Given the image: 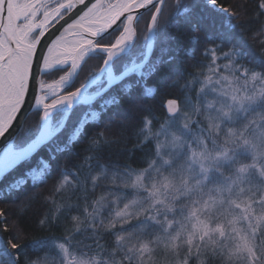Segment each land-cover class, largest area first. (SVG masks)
<instances>
[{
    "label": "snow or ice",
    "instance_id": "6c2138e0",
    "mask_svg": "<svg viewBox=\"0 0 264 264\" xmlns=\"http://www.w3.org/2000/svg\"><path fill=\"white\" fill-rule=\"evenodd\" d=\"M0 138V264H264V0H0Z\"/></svg>",
    "mask_w": 264,
    "mask_h": 264
},
{
    "label": "trees",
    "instance_id": "16d2710c",
    "mask_svg": "<svg viewBox=\"0 0 264 264\" xmlns=\"http://www.w3.org/2000/svg\"><path fill=\"white\" fill-rule=\"evenodd\" d=\"M227 3H237V2H244L246 3V6L249 9V12L251 15H255V12L257 10V4H258V0H226ZM160 74L158 73L157 75L152 77V80L150 81V83L155 82L157 80H159ZM94 90V89H92ZM135 95V92H134ZM171 98V97H169ZM164 100L163 97L158 98L156 101H152L154 108L155 105L159 104L160 102H162ZM128 103V98H125L124 101V105L126 106ZM87 106H80V110H84ZM77 115H79V112H77ZM75 117H73V121H74ZM71 122L68 125V131H71ZM33 129H35V124H33ZM131 145H129L130 147ZM40 159V156L37 155L35 160L33 161V163H38ZM129 163H132V161H128ZM133 167H137L139 165L132 163ZM53 184L52 182H49V184L45 187L42 188L40 191L42 193V195H47L49 193V191L51 190ZM17 201L15 199L13 200H9V201H0V208H3L5 210H7L8 212V219L9 221H15V222H19L22 224L23 227H25V229L27 231H29L30 233L34 232L35 228H36V221H37V217L38 214L42 211H44V206H43V202L42 200H38V201H34L33 205L30 209H27L25 211H21V209L17 206Z\"/></svg>",
    "mask_w": 264,
    "mask_h": 264
},
{
    "label": "water",
    "instance_id": "95a60500",
    "mask_svg": "<svg viewBox=\"0 0 264 264\" xmlns=\"http://www.w3.org/2000/svg\"><path fill=\"white\" fill-rule=\"evenodd\" d=\"M7 140L5 138H0V149L6 146Z\"/></svg>",
    "mask_w": 264,
    "mask_h": 264
},
{
    "label": "rangeland",
    "instance_id": "374dc122",
    "mask_svg": "<svg viewBox=\"0 0 264 264\" xmlns=\"http://www.w3.org/2000/svg\"><path fill=\"white\" fill-rule=\"evenodd\" d=\"M69 39H71V37H69Z\"/></svg>",
    "mask_w": 264,
    "mask_h": 264
}]
</instances>
